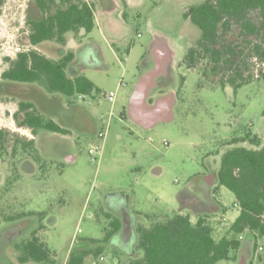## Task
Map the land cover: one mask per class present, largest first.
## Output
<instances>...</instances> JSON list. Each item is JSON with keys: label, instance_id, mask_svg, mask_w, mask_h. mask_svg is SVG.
I'll use <instances>...</instances> for the list:
<instances>
[{"label": "rangeland", "instance_id": "rangeland-1", "mask_svg": "<svg viewBox=\"0 0 264 264\" xmlns=\"http://www.w3.org/2000/svg\"><path fill=\"white\" fill-rule=\"evenodd\" d=\"M202 2H130L122 19L126 25L123 41L109 43L103 26L98 24L86 36L103 46L110 69L88 71L98 90L71 97L72 109L65 116L70 132L65 135L39 129L42 140L36 147L43 165L36 164L33 172L18 166L17 179L12 180L13 174L5 172L20 161L19 157L11 159V154H5L4 162H0V264H68L70 253L83 248L101 251L98 255L91 253V261L84 264H129V245L121 237L106 239L112 220H121L120 194L128 196L130 212L146 226L183 208V214L190 215L193 223L198 216L205 217L215 239L232 237L230 226L240 213L235 194L218 181L208 189L203 178L218 175L221 157L229 148L264 146V63L256 65L251 56L249 72L254 73L253 79L238 86L230 82L223 86L210 72L204 76L200 70L206 60L198 69L177 65L168 83L176 96L173 117L146 128L128 114L148 44L156 36L175 54L186 55L201 31L185 13ZM41 15L33 0H3L0 78L18 52L38 49L58 58L66 51L65 44L54 40L36 46L30 43L28 19ZM257 15L255 10L248 14L253 19ZM251 48L249 45L247 52ZM28 84L38 87L30 82L0 81V127L16 137L30 131L18 130V121L10 117L18 106V100L10 96L16 86L20 89ZM162 92L170 94L169 89ZM100 132L105 133L104 138L98 136ZM247 133L257 135L260 145L249 140L229 144ZM95 145L100 151L90 154ZM68 155L74 159L68 160ZM35 230L54 261L19 262L16 245L30 239ZM254 240L250 233L243 234L241 249L232 252L237 258L217 264H241L243 256L244 264H264V238L258 239L256 251ZM100 254L105 257L102 261L98 260ZM137 255L142 252L137 251Z\"/></svg>", "mask_w": 264, "mask_h": 264}, {"label": "trees", "instance_id": "trees-1", "mask_svg": "<svg viewBox=\"0 0 264 264\" xmlns=\"http://www.w3.org/2000/svg\"><path fill=\"white\" fill-rule=\"evenodd\" d=\"M3 0H0V6ZM42 17L28 21L29 39L33 46L46 40L65 43L69 31L82 28L91 32L95 27L94 11L85 0H36ZM257 11L256 19L248 16ZM185 16L201 31L199 39L189 47L181 64L189 69H198L205 76L210 72L214 81L223 86L227 82L234 86L253 79L249 58L256 59V65L264 63V0H205L199 5L188 8ZM251 51L247 52L248 46ZM74 53L56 60L37 49L18 53L3 77L6 79L41 83L50 92H59L67 98L76 94L87 95L98 90L97 85L87 76L70 78L67 66L73 60ZM248 71V72H247ZM255 72V69H254ZM247 73H249L247 75ZM31 103H22L25 118L21 126L33 129L43 128L66 134L65 128L58 126L52 119H46L32 108ZM9 133L0 129V155L8 143ZM249 140L260 145L257 135L245 134L233 138L229 144ZM33 147V141L16 139L15 146ZM220 185L231 190L236 197L240 213L230 226L232 237L223 236L219 240L213 235V227L203 216L195 223L188 214L176 213L154 220L149 226L139 223L137 251L141 256L131 257L129 264H217L220 261L236 259V253L242 246L243 234L254 237L253 250L258 248V239L264 238V146L249 148L233 146L221 157L218 171ZM41 215L43 213H40ZM122 227V221L114 218L106 239L114 236ZM16 245L20 251L21 263L34 261L50 263L54 261L52 253L37 235ZM235 255L232 256V252ZM100 249H77L70 253L68 264H84L85 258Z\"/></svg>", "mask_w": 264, "mask_h": 264}, {"label": "crops", "instance_id": "crops-1", "mask_svg": "<svg viewBox=\"0 0 264 264\" xmlns=\"http://www.w3.org/2000/svg\"><path fill=\"white\" fill-rule=\"evenodd\" d=\"M115 1L119 2V0H115ZM137 1L138 0H127V5L130 4V2L134 3ZM121 9L122 7L120 4L116 8L109 7L106 9H100L99 12L96 11L95 13V27L97 24L103 26V29L105 31L104 37L105 39H107L109 43L115 40L123 41L125 37L126 25L122 21L123 18H122ZM65 50H69L74 53V59L67 68V74L70 78H75L80 75H85L89 77L87 74L88 71L96 73L98 71H108L110 69V66L108 65V62L104 56L103 46L99 43L97 39L93 37L87 38L86 36L84 37L80 36V38H71L70 40L67 39V43L65 44ZM184 56L185 55H183V53L178 54L177 52L175 54L174 49L171 46H169L166 42L159 39L158 37L154 36L152 38V40L148 44L145 54L143 55V60L141 62L142 71L140 72V76L138 77V80L136 81L133 91L130 96L128 114H129V111H131V105H132L131 103L133 101V95L135 93V89L137 88L138 84L148 74L155 72L156 77L153 81V83L155 84V86L153 87L155 88H152L150 93L147 95L145 99V104L148 106L149 105L152 106V105H155L158 100L161 101V103H163L161 107V113L164 114L165 109L167 107L166 99L172 98L173 102L170 105L169 112L171 113V118L173 117L174 115L173 108L175 106L176 96L175 94L172 93L174 92V89L169 88L168 83L171 78V74L174 71L175 66L181 64ZM89 78L96 84V82L91 77ZM165 89H169L170 94H164L163 92L159 93V91H163ZM58 100H59L58 105L60 106V108L64 111L65 114L68 113L66 111L68 110L66 101L68 102V104L70 103L73 104V101L71 100V98H67L64 95H60ZM146 128H149V127H146ZM67 158L71 160L74 159L73 155H68ZM210 177L211 178L209 179H207L206 176H204L203 178V180L205 181V184L208 185V189H209V186L214 187L215 182L218 181L217 176L210 175ZM183 210L184 209L182 208L178 213L183 214ZM214 210L215 208H212V212ZM135 221H136L135 223V230H136V227L139 224L137 217L135 218ZM133 240L134 239L132 236H129L126 239L127 242H131ZM136 246H137V242L136 244L134 243V249L137 248ZM136 252H137V249H136ZM137 256H141V255H137ZM90 257L91 256L88 255L85 258V263H87V261H91ZM131 257L133 256L130 255V258Z\"/></svg>", "mask_w": 264, "mask_h": 264}, {"label": "flooded vegetation", "instance_id": "flooded-vegetation-1", "mask_svg": "<svg viewBox=\"0 0 264 264\" xmlns=\"http://www.w3.org/2000/svg\"><path fill=\"white\" fill-rule=\"evenodd\" d=\"M33 1L35 2L36 6L39 8L36 0H33ZM85 1L89 4V6L92 7V9L94 11V17H95L96 11L99 12L100 9H106V8H109V7H115L116 8L120 4H121V7H122L121 10H123L122 18L126 17L125 8L127 7V0H119V2H117L115 0H85ZM41 14H42V11H41ZM41 17H42V15L40 16V18ZM35 18H39V17H35ZM35 18H30V19H28V21H30L31 19H35ZM91 32H87L85 29L82 28L81 30H79L77 32L69 31V32H67V34H69L68 35L69 37L71 36L72 38H75V37H73L75 35V33L77 35H79V36L84 37V36H87ZM67 34H66V41L63 44L67 43ZM71 37H70V39H71ZM49 41H52V40H46V41H44L42 43H46V42H49ZM54 41H56V40H54ZM69 52H70L69 50H66V51L63 50V52H61V56L60 57H58V58L51 57V58L58 60L61 57L67 55ZM18 53H17V55H18ZM43 54H45V53H43ZM45 55L50 57L47 54H45ZM16 58H17V56H16ZM15 59L10 61V65H9L8 69H10V67L12 66L13 62L15 61ZM69 64H68V66H69ZM68 66H67V68H68ZM8 69H6L1 74L0 81H16V80H11V79H6V78L3 77V74ZM66 71H67V69H66ZM16 82H23V81H16ZM23 83H25V82H23ZM30 83H35V84L38 85V87L34 88V86L31 87V84H28L26 87H25V85L24 86H20V89H19V86L18 87L16 86V90H12L13 95L11 94V96H10V97H15L16 100H18V102H17V104H18L17 110L15 111V113H12L10 115V117L12 119H14V121H16V120L18 121V126H19L18 130H20V129L29 130L30 134L29 133H25L24 135L23 134L17 135V137H16L14 135V133H12L11 131H8L7 129H3V128L0 127V129H3V130H5V131H7L9 133L8 143L12 142V145H10V146L7 143L3 154L0 155V162L1 163L4 162L2 157L5 154L13 155V157L10 155L11 159L14 158V157L15 158L19 157V159H20V161L17 164H15L14 166H12L8 171H6V172L4 171L5 173L9 172V173L13 174L12 175V180L19 178L20 174L16 173L18 166L21 167V166L24 165V167H26L27 170H31V172H33V168H34V166L36 164L40 165V167H42V165H43V160H42L41 156L39 155V153L37 151V147H36L37 144H39V142L42 140V137L39 135V129H43V128L33 129V128L28 127V126H21L20 125V122L25 118V112H26V111H23L21 109L22 108V103H31L33 107L30 108V109H27L28 111H35L36 113L42 115L46 119H52L58 126L67 129L68 132L66 134H68L70 132V130L68 129V122H66L67 119L65 118V116L68 113L65 114L64 111L58 105L59 104L58 103V101H59L58 99H59L60 95H62V94L59 93V92H50V91H48L46 89V87H44L41 83H38V82H30ZM27 88L28 89L29 88H33L34 91H32V92L27 91L26 90ZM18 98H20V99H18ZM70 105H72V103H70L68 105L69 106L68 110L72 109V107H70ZM68 110H66V111L68 112ZM21 115H22V117H21ZM49 115L53 116V118H51V116H49ZM46 131L53 132V133H61V132L50 131V130H46ZM13 132H15V131L13 130ZM61 134H64V133H61ZM17 138L18 139H23L24 141H33L34 145H33V147L31 146V147H27V148H24L20 144L15 146V141H16ZM44 139H45V137L43 138V140ZM67 159L71 161V159H69V158H67ZM14 161L15 160L13 159V163H14ZM34 232H36L35 234L37 235V233H38L37 230H35ZM33 233H32V236H33ZM32 236H31V238H32ZM37 237L39 238L38 235H37Z\"/></svg>", "mask_w": 264, "mask_h": 264}, {"label": "water", "instance_id": "water-1", "mask_svg": "<svg viewBox=\"0 0 264 264\" xmlns=\"http://www.w3.org/2000/svg\"><path fill=\"white\" fill-rule=\"evenodd\" d=\"M156 77V73L153 72L148 74L145 78H143L135 89V93L133 95V101L131 105V111H129V115L137 121L139 124L150 127L156 124L158 121L166 120L171 118L170 105L172 104V98L166 99V109L164 114L161 113L162 104L161 101H157L155 105L148 106L145 104V99L147 95L150 93L152 88H155V84L153 83ZM116 196V195H115ZM121 199V206L119 209V214L122 220L121 229L114 235L115 237H121L123 242L129 245L128 252L131 256H136V249H134V243H138V233L135 230V218L129 211L128 207V196L126 194L119 195ZM132 236L133 241L127 242L126 239ZM133 242V243H132ZM246 261V257L243 256L241 258V264H244Z\"/></svg>", "mask_w": 264, "mask_h": 264}, {"label": "built area", "instance_id": "built-area-1", "mask_svg": "<svg viewBox=\"0 0 264 264\" xmlns=\"http://www.w3.org/2000/svg\"><path fill=\"white\" fill-rule=\"evenodd\" d=\"M110 100H112V101L114 100V93H113V92L110 94ZM98 136H99L100 138H104L105 133L100 132ZM89 151H90V154H95L96 152L100 151V146H99V145H95L94 148H91ZM104 259H105L104 255H101V254H100V255L98 256V260H99V261H102V260H104Z\"/></svg>", "mask_w": 264, "mask_h": 264}]
</instances>
